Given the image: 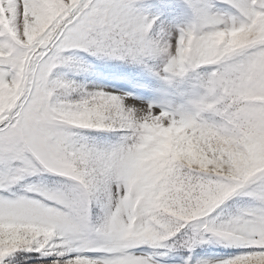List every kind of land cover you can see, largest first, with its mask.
<instances>
[{"label": "snow or ice", "instance_id": "obj_1", "mask_svg": "<svg viewBox=\"0 0 264 264\" xmlns=\"http://www.w3.org/2000/svg\"><path fill=\"white\" fill-rule=\"evenodd\" d=\"M0 264H264V0H0Z\"/></svg>", "mask_w": 264, "mask_h": 264}]
</instances>
